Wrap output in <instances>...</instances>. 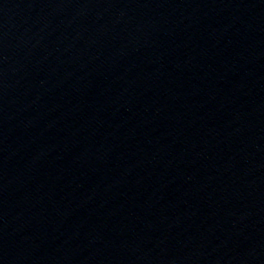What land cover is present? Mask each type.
Instances as JSON below:
<instances>
[{
  "label": "water",
  "instance_id": "obj_1",
  "mask_svg": "<svg viewBox=\"0 0 264 264\" xmlns=\"http://www.w3.org/2000/svg\"><path fill=\"white\" fill-rule=\"evenodd\" d=\"M0 264H264V0H0Z\"/></svg>",
  "mask_w": 264,
  "mask_h": 264
}]
</instances>
